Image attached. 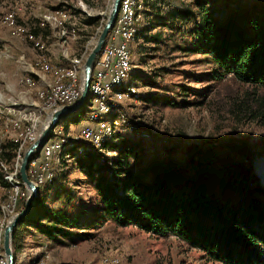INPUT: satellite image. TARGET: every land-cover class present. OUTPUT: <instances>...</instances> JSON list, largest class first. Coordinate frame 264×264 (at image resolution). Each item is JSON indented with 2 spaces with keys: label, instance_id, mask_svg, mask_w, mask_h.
Instances as JSON below:
<instances>
[{
  "label": "trees",
  "instance_id": "1",
  "mask_svg": "<svg viewBox=\"0 0 264 264\" xmlns=\"http://www.w3.org/2000/svg\"><path fill=\"white\" fill-rule=\"evenodd\" d=\"M139 1L144 19V7H153L157 0ZM231 1L192 0L193 8L172 9L165 20L193 21L191 46L185 50L208 57L213 65L208 77L231 76L264 90V1L235 0L230 5ZM93 22L92 17L84 19L88 25ZM148 30L143 26V32ZM148 39L160 42L161 34ZM134 80L132 74L131 82L136 84ZM154 97L147 93L143 99L150 102ZM89 98L61 119L65 131L88 116ZM158 100L173 103L166 97ZM253 117L264 127V97L259 98ZM131 126H122L101 150L80 141L63 150L61 160L71 157L93 187L94 210L90 214L78 205V192L68 184L66 174H56L38 187L27 213L13 228L14 264L28 229L34 237L67 245L82 241L87 236L83 231L106 222L177 238L220 264H264V180H260L264 177L254 171L249 150L228 142L177 143L162 138L155 140L156 150L148 155L139 141L155 135L150 129ZM122 130L130 135L125 138ZM5 144L2 158L11 161L18 144ZM107 151L114 154L107 156ZM258 163L264 166V161ZM0 183L5 186L1 173Z\"/></svg>",
  "mask_w": 264,
  "mask_h": 264
},
{
  "label": "rangeland",
  "instance_id": "2",
  "mask_svg": "<svg viewBox=\"0 0 264 264\" xmlns=\"http://www.w3.org/2000/svg\"><path fill=\"white\" fill-rule=\"evenodd\" d=\"M112 1L39 0L37 3L39 7L29 13L25 20L19 17V11L22 10L21 6L29 4L31 0L20 2L15 5L16 8H19L20 5L21 9L17 10V15L13 8L0 11V45L6 44L5 40L8 42L12 40L16 42L17 46L22 45L24 49H39L37 46L35 47L33 40L25 37V34H33L32 32L38 28L44 14L55 10L67 12L68 14H66L70 15L69 19L62 23L61 21L67 17H59L61 23L58 22V26L54 29L59 30L58 36L61 39L66 37L62 43L65 44V41L75 42L74 53L86 50L84 55L72 58L67 66L61 68L72 73L77 72L76 84L80 83L82 87L83 62L103 28ZM234 1L232 0L230 5ZM239 2L243 3L244 1L239 0ZM155 3L156 5L153 7H144V19L142 7L139 8L141 18L137 22L140 23L136 24L139 34L130 46L131 72L126 85L134 84L136 95L130 97L127 95L126 89L121 88L109 100L120 111L109 118L115 121L113 133L119 132L122 126L132 128L131 125L150 129L155 137L139 141L140 147L148 155L156 150L155 140L163 138L177 143L218 144L228 142L246 147L251 153L254 166L259 160L264 161V127L253 117V111L258 107L259 98L264 97V90L242 84L231 76H223L216 80L208 77L207 73L213 69V65L208 62V57L201 53L185 50L191 46L193 21L187 19L165 20V18L172 12V9L193 8L192 0H157ZM11 13L14 14V23H4L2 21L4 16ZM88 17L94 18L95 22L90 25L84 23V19ZM158 22L160 25L157 24ZM18 23L29 29L25 28V30ZM162 23H166V25H161ZM62 24L68 29L64 34H62V30H65L64 27L61 28ZM141 24L148 26L149 30L143 32ZM14 25L16 29H13ZM50 26L54 27V25ZM155 33L161 34L160 42L148 39ZM33 36L36 37L34 34ZM44 45L46 46L45 42ZM42 49H44L43 43L39 50ZM5 52L8 56L6 49L0 48V56L7 57ZM16 53L22 57L17 58L16 62L9 63V68L4 67L2 70L4 72L5 69L12 71L13 78L17 81V88H5L4 83L0 81V140L4 144L5 142H19L23 138V131L12 127L10 122L12 118L22 122L27 120L32 122L35 125L36 134L39 135L47 125L51 112L56 108L66 106L49 109L45 105L46 96L59 81L57 70L60 67L58 65H65V63L53 65L46 61L51 70L41 72L47 74L54 71L55 77L53 78V74H49L47 78L49 80L53 78V81L42 84L43 82L38 77L32 76L28 72L29 63L32 64V61H29L24 53L19 51ZM71 57L73 56L69 58ZM38 61L34 67L40 70ZM132 74L137 85L131 82ZM30 76L33 77L32 81L28 80ZM147 93L156 96L154 101L148 102L143 99ZM163 97L169 98L173 103L167 104L166 101L158 100ZM89 99L88 116L81 118L78 124H69L68 130L65 131L62 120L58 121L57 126L61 130V137L75 138L83 142L81 140L83 133L88 130L78 127L89 124L93 125L92 130L95 129V120L90 117L93 112L92 107H95L96 104L93 98ZM121 135L126 138L130 133L122 130ZM31 144L26 145L22 158ZM5 147L6 144L4 155L8 150ZM94 147L101 150L98 146ZM57 153L58 151L47 157L46 172L52 173L53 178L56 174L60 175L64 172L68 184L78 192V205L92 214L91 211L94 210L97 199L88 178L71 163V157L67 159L63 157L65 161H62L61 154ZM105 154L108 156L114 153L107 151ZM4 155L3 160H6ZM36 156L37 154L34 155V157ZM44 158L40 152L37 161L41 162ZM103 160L104 158L101 159V161ZM4 166L8 168V166ZM255 167L258 169V175L262 174L264 177V166L258 163ZM0 173L3 172L0 170ZM29 180L33 181V176H30ZM260 180L263 181L264 178ZM0 185L2 184L0 183ZM22 186L25 187L24 184ZM27 196V193L24 192L21 199ZM5 197L6 191L0 186V206L5 203ZM19 211L17 209V212ZM0 219L4 224L10 220L3 217L1 210ZM83 232H86L87 236L82 241L60 245L52 244L44 238L34 237L31 234V229H28L24 232L23 247L16 255L15 264H220L209 261L200 251L189 247L177 238L157 237L134 226L119 227L111 222H106ZM0 264H6L3 244L0 249Z\"/></svg>",
  "mask_w": 264,
  "mask_h": 264
},
{
  "label": "bare ground",
  "instance_id": "3",
  "mask_svg": "<svg viewBox=\"0 0 264 264\" xmlns=\"http://www.w3.org/2000/svg\"><path fill=\"white\" fill-rule=\"evenodd\" d=\"M140 7L141 6L139 4V0H121L116 20L107 34L105 43L102 47L100 54L95 59L89 81V96L90 98L94 99L96 106L98 105L106 109L98 112H92L91 119L95 120V129H93L92 131L88 130L84 132L83 138L81 139L85 144L89 146L92 147L98 146L100 148L103 142L109 140L114 134L113 124L115 121H112L109 118L110 116L114 115V113L117 114L120 113V111L119 109L115 108L114 104L111 103L109 100L112 95L118 93V91L115 90H120L121 88H123L126 89L125 91L127 95H129L130 97H132V95H136V86L134 84L132 85H126V84L130 78V72H131L130 46L131 43L134 41L135 35L137 33L136 24H138L137 22L141 18L140 15L141 13H139ZM59 17L65 18L68 17V15L66 13H63L62 11L56 10L53 13L44 14L42 16V20L46 22L48 25H54V27H56L58 26V22L61 23L59 21ZM123 19H125V26L127 28L126 47H124V57H126V66L122 70H117L116 77H114V79H110L105 84L102 93L99 92L98 89L99 81L97 80V77L99 76L100 73L101 61L105 59L104 48L110 47L112 43V32L116 31L117 38H124V30H118ZM2 21L7 24L14 23V14L11 13L9 15L4 16ZM64 29L65 30H62V34L68 31V29L66 28ZM26 37L29 40H33V44L38 48L42 47L41 40L38 37L33 36V34L31 33H28ZM5 55L7 56L6 52ZM38 65L40 67V71L42 72H48L51 70L50 65L47 64L45 60L40 59L38 61ZM57 71L59 75L58 84L50 91L49 95L46 96L45 99V105L49 109H54L62 105H66V106L70 105L71 97L72 100H77L81 94L80 92L82 89L81 84L80 83L78 85L76 84L77 72L72 73L61 67L58 68ZM81 72H83V66ZM32 78L33 77L30 76L28 80L32 81ZM67 86H68V90H66ZM59 92L60 94L58 95ZM55 110H53L51 114ZM10 122L12 123V127L14 129H21L23 131V138L19 142H15L18 144V146L15 150H13L12 152L13 157L10 162H6L2 158L4 143L2 142V140H0V170L1 172L4 173V174L1 173V176H2V180L5 181V186L4 185H0V186L6 191V197H5L6 201L4 204L0 206V210L3 214V217L8 219H10L12 216L14 217V214L17 212L21 197L24 195V192L25 194L27 193V195L29 194L27 188L25 187H24L25 189L23 188L22 186L23 183H21L22 181L20 182L21 180V178H19L20 166H21L20 163L26 145L33 143L37 139V136H39L35 132L34 129L35 125L32 122H28V120L26 122H22L18 119L12 118ZM49 137L50 138H48V140L41 147L37 156L34 157L27 166L28 177L30 178V176H33L32 182L36 184L38 187L43 186L46 183L48 184V182H50L54 176L52 173L45 172L42 178L41 173L34 172L36 165L40 163L37 161L40 152H42L43 157H45L46 149H47V157L51 153H54L56 151H58L57 154H62L63 150L72 147V145L75 144V142L79 141L76 140L75 138L68 139L61 137V130L60 128H58L57 124L56 126L53 127V129H51ZM80 151L81 149H79V152ZM63 157L66 159L69 158L68 155ZM4 165L8 166V168H5ZM10 220L8 221V223L10 222ZM7 224H4V222L0 219V249L2 248V244H3L2 240L4 238V234H3L5 230L4 227H6L5 225Z\"/></svg>",
  "mask_w": 264,
  "mask_h": 264
},
{
  "label": "crops",
  "instance_id": "4",
  "mask_svg": "<svg viewBox=\"0 0 264 264\" xmlns=\"http://www.w3.org/2000/svg\"><path fill=\"white\" fill-rule=\"evenodd\" d=\"M28 1H30V0H2L0 2V11H2L4 9L7 10V9L13 8L16 12V15H17V10L20 9V5H19V8H16L15 5H17L20 2H28ZM38 2H39V0H31V2L29 4H26L25 6H21L22 10L20 9L21 10V11H19L20 14L18 13L19 17H21L23 20L27 19V15L29 13H32V11L35 10V8L39 7V6H37ZM53 12L54 11H52V12L50 11L48 13H53ZM48 13H46V14H48ZM69 17H70V15H68L67 19L62 20L61 22L62 23L65 22L66 20L69 19ZM15 25H14L13 29L14 28L16 29ZM19 25L22 26V24H19ZM62 27L66 28L65 26H63V24L61 25V28ZM25 28L29 29L28 27H25ZM54 28L55 27L48 25L46 22H44L41 19L40 23L38 25V28H36L37 31L35 30L36 34H34L32 32L34 35H36V37H38L40 40L42 39L45 42L46 46L44 45V42L41 40V42L43 43V47H44V49H42V50H39L41 48H39V49L33 48V49H35L34 51H33V49H30V50L24 49L22 45L17 46L16 42L12 41V40H10L9 42H8V40H5L6 44L0 45L1 49H6V51L8 52L7 57L0 56V81L2 83H4L5 88H8V89L9 88L10 89H16L17 88V81L14 80L12 71L5 69V72H4L2 70V68H4V67L9 68L10 67V65H8L9 63H12L14 61L16 62L17 58L22 57V55L19 56L16 53V51H19L20 53H24L28 57V60L32 61V64L29 63L30 66H29L28 72H30L35 77H38L39 80L43 82L42 84H48L50 81H53V78L55 77V72L52 71L50 73L43 74L39 69L34 67L38 60L42 59V60L50 62L53 65H58L56 63H65V65H58L59 67H62V66H67L72 58L84 55L83 53L85 52L86 49L84 51H82L81 53H74L75 52L74 47H73L74 43H75L74 41H65L66 42L65 43L66 46H65V44L62 43V40H65L66 37L61 39L58 36L59 30L54 29ZM18 29L20 30V28H18ZM26 35L27 34H25V37H26ZM68 35H67V37H68ZM70 56H73V57L69 58ZM51 61L55 62V63H52ZM25 63H27V62H25ZM49 74H53L52 75L53 78L51 80H49L47 78V76ZM3 76L5 79L3 78ZM115 91H118V90H115ZM94 123H95V121H94ZM9 134H8V137H9Z\"/></svg>",
  "mask_w": 264,
  "mask_h": 264
},
{
  "label": "water",
  "instance_id": "5",
  "mask_svg": "<svg viewBox=\"0 0 264 264\" xmlns=\"http://www.w3.org/2000/svg\"><path fill=\"white\" fill-rule=\"evenodd\" d=\"M120 2L121 0L112 1L111 8L107 16V19L103 25V28L95 44L93 45L87 57L85 58V61L83 64V72H82V89H81V94L78 100L72 105H67V106H63V107L56 109L51 114L47 125L43 128L37 140L29 146V148L25 151L23 155L21 167H20V178L24 186L27 188L29 194L25 199L24 207L14 215V217L6 225L5 230H4L3 248H4V256L6 258V264H14V256H13V251H12L13 228L22 219V217L27 213L29 205L32 199L35 197L37 190H38V186L34 184L32 181H30L27 176V173H26L27 164L30 162L31 159H33L34 155L38 154L43 144L49 138L50 130L58 123V121L64 118L66 115L76 112L81 107V105L85 102V100L89 97V81H90L91 72L94 66V62L97 56L100 54L102 47L105 43L107 34L116 20ZM255 166H254V171L256 172V174H258L257 172L258 169H256Z\"/></svg>",
  "mask_w": 264,
  "mask_h": 264
},
{
  "label": "built area",
  "instance_id": "6",
  "mask_svg": "<svg viewBox=\"0 0 264 264\" xmlns=\"http://www.w3.org/2000/svg\"><path fill=\"white\" fill-rule=\"evenodd\" d=\"M126 26L125 19L122 20L118 30H124V38H117L116 31L112 32V43L109 48H104L105 59L101 61V68L97 80L99 81V92L103 93V88L105 84L110 80L116 77L117 70H122L126 66V57H124V47H126ZM68 90V86L67 89ZM63 92V91H60ZM58 93V95L60 94ZM76 100H70V105L75 103ZM93 112H98L105 110L106 108L96 106L92 107ZM93 125H82L78 128L83 130H91ZM94 135V134H93ZM50 147V146H49ZM46 163H47V149L45 151V158L39 164L36 165L34 172H39L42 175L46 172Z\"/></svg>",
  "mask_w": 264,
  "mask_h": 264
}]
</instances>
